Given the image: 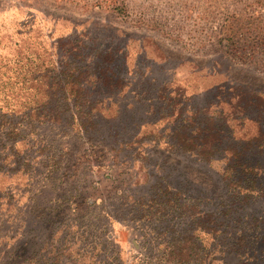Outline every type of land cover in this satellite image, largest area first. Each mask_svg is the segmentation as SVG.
Segmentation results:
<instances>
[{
	"label": "rangeland",
	"instance_id": "1",
	"mask_svg": "<svg viewBox=\"0 0 264 264\" xmlns=\"http://www.w3.org/2000/svg\"><path fill=\"white\" fill-rule=\"evenodd\" d=\"M181 81L194 153L144 100ZM217 85L264 97V0H0V264H264V147L223 156Z\"/></svg>",
	"mask_w": 264,
	"mask_h": 264
},
{
	"label": "trees",
	"instance_id": "2",
	"mask_svg": "<svg viewBox=\"0 0 264 264\" xmlns=\"http://www.w3.org/2000/svg\"><path fill=\"white\" fill-rule=\"evenodd\" d=\"M120 69L121 66L118 65L115 72L120 73ZM115 72L114 70L112 71L111 78L113 79V81H118L119 78H114ZM69 77L72 78V82H74L73 85L78 88V85L80 84L79 73H77V75H74L73 72L70 76H68V78ZM141 85L142 87L140 88L143 91L147 92L146 94H148L150 89L153 87L152 84L150 85L149 82H146L144 80L141 81ZM206 90L213 91V95L217 93L216 96H218L220 93L221 96H223L224 94V99L222 101H218V105L222 106L223 108H230L231 105H234V107L240 111L237 118L228 116H226V118H222V120L227 123L234 119L233 121L236 123H241V126L243 128V133H241V138H239L242 139L243 143H238L236 145H232V143L237 141V139L232 137L233 134L231 132L225 131V137L223 139H225L226 141H231V144L227 145L223 142V156H226V154L230 153L241 154L244 156L241 167L247 168L249 170L253 169L254 167L252 166V157L249 156L251 154L250 147L257 150H260L262 147H264V97H262L259 92H256L255 90H247L245 87H241L240 85H237V87L234 88V95L232 96L227 95L228 91L223 92V88L219 85H217L216 89L214 90H212L211 87L208 86ZM193 92L194 86L187 81L170 82L163 85L159 92L156 93L161 95L162 100H154L148 97L144 99L146 105H152V107L156 106L160 110H163L162 119H166L171 126L175 125V127L180 128L181 131L179 130V133L181 132L182 135H184L185 133L189 132V136H192V138L190 140L187 139V142L183 143L184 146L182 147V149H191V151H193L196 147H205V141L203 139L210 133V129H208V126H212L216 122V118L213 117L208 116L201 119L200 116L196 115L194 112H191L193 116L188 114L190 113L188 112V109L189 107H191L189 105L192 102L189 99V96H191ZM41 103L42 101H40V104ZM262 103L263 106H261ZM44 104L46 103L44 102ZM225 126L227 127V125ZM213 146L214 144L212 145V147ZM194 152L195 151H193V153ZM247 153L249 154L247 155ZM240 162H238L237 164H240ZM228 176L232 179L230 181H234L230 182L231 184L243 183L245 181L244 178H234L233 176ZM252 182L255 188L264 186V184H262V182H264V178L257 177L254 178ZM256 239L251 240V238L249 239L246 237L244 243L239 244L237 251H240L242 249L241 253L250 252L252 253V255L256 254V251L254 250ZM234 245L236 244L233 243L228 248V254L236 251ZM182 259L183 255L176 252H172L168 256L169 264H184L182 263ZM185 264H187V262Z\"/></svg>",
	"mask_w": 264,
	"mask_h": 264
}]
</instances>
